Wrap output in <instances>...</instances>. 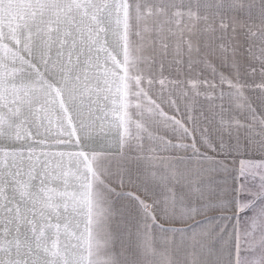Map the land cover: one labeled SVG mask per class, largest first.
Here are the masks:
<instances>
[{
	"label": "snow or ice",
	"instance_id": "snow-or-ice-1",
	"mask_svg": "<svg viewBox=\"0 0 264 264\" xmlns=\"http://www.w3.org/2000/svg\"><path fill=\"white\" fill-rule=\"evenodd\" d=\"M0 264H264V0H0Z\"/></svg>",
	"mask_w": 264,
	"mask_h": 264
}]
</instances>
